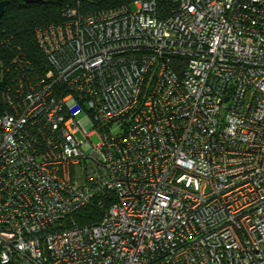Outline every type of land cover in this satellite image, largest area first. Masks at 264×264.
Here are the masks:
<instances>
[{
  "label": "built area",
  "instance_id": "obj_1",
  "mask_svg": "<svg viewBox=\"0 0 264 264\" xmlns=\"http://www.w3.org/2000/svg\"><path fill=\"white\" fill-rule=\"evenodd\" d=\"M131 5L0 62V264H264V0Z\"/></svg>",
  "mask_w": 264,
  "mask_h": 264
},
{
  "label": "trees",
  "instance_id": "obj_2",
  "mask_svg": "<svg viewBox=\"0 0 264 264\" xmlns=\"http://www.w3.org/2000/svg\"><path fill=\"white\" fill-rule=\"evenodd\" d=\"M133 1L135 0H8L0 17V62L4 70V83L15 72H20V68L11 63L16 56L22 61L27 60L28 65L34 69L45 66L46 61L35 39V29L62 21L66 7L90 12L116 5L130 6ZM179 2L180 0H155L156 14L159 17L170 16L178 9ZM82 213L87 215L79 218ZM76 216L80 222H92L98 218L99 211L90 204L77 212Z\"/></svg>",
  "mask_w": 264,
  "mask_h": 264
},
{
  "label": "water",
  "instance_id": "obj_3",
  "mask_svg": "<svg viewBox=\"0 0 264 264\" xmlns=\"http://www.w3.org/2000/svg\"><path fill=\"white\" fill-rule=\"evenodd\" d=\"M28 1H32V0H28ZM7 4H8V0H1V1H0V17H1L2 14L4 13Z\"/></svg>",
  "mask_w": 264,
  "mask_h": 264
},
{
  "label": "rangeland",
  "instance_id": "obj_4",
  "mask_svg": "<svg viewBox=\"0 0 264 264\" xmlns=\"http://www.w3.org/2000/svg\"><path fill=\"white\" fill-rule=\"evenodd\" d=\"M130 9H131V10H134V7L131 5V6H130ZM78 137H80V138H81V135H79ZM90 140H91V141H92V143H94V144L98 142V139H97V137H96V136H94V135L90 137Z\"/></svg>",
  "mask_w": 264,
  "mask_h": 264
}]
</instances>
